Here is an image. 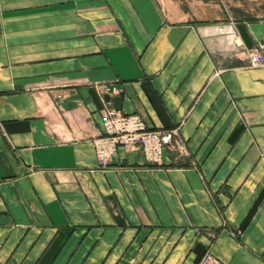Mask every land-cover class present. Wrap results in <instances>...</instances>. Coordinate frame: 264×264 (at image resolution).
<instances>
[{
	"label": "crops",
	"instance_id": "0c3cea01",
	"mask_svg": "<svg viewBox=\"0 0 264 264\" xmlns=\"http://www.w3.org/2000/svg\"><path fill=\"white\" fill-rule=\"evenodd\" d=\"M201 19L0 0V264H264V20ZM104 99L178 143L101 168Z\"/></svg>",
	"mask_w": 264,
	"mask_h": 264
},
{
	"label": "built area",
	"instance_id": "2783aa9c",
	"mask_svg": "<svg viewBox=\"0 0 264 264\" xmlns=\"http://www.w3.org/2000/svg\"><path fill=\"white\" fill-rule=\"evenodd\" d=\"M252 64H259L261 57L255 51L249 52ZM107 89L106 85L102 86ZM117 93L118 88L107 89ZM102 130L92 138L95 156L101 168H106L116 157L119 147L128 150L139 149L151 163H159L163 151L171 149L178 143L175 129L148 126L142 117L135 112H123L111 106L108 99L102 104ZM196 264H222L209 249H206Z\"/></svg>",
	"mask_w": 264,
	"mask_h": 264
},
{
	"label": "rangeland",
	"instance_id": "374dc122",
	"mask_svg": "<svg viewBox=\"0 0 264 264\" xmlns=\"http://www.w3.org/2000/svg\"><path fill=\"white\" fill-rule=\"evenodd\" d=\"M195 20L215 15L221 20H264V0H162ZM185 17V16H184ZM201 17V18H200Z\"/></svg>",
	"mask_w": 264,
	"mask_h": 264
}]
</instances>
